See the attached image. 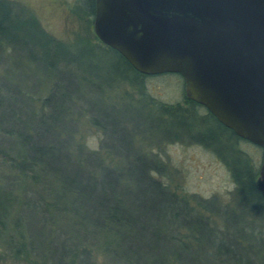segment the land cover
Listing matches in <instances>:
<instances>
[{
	"label": "trees",
	"instance_id": "obj_1",
	"mask_svg": "<svg viewBox=\"0 0 264 264\" xmlns=\"http://www.w3.org/2000/svg\"><path fill=\"white\" fill-rule=\"evenodd\" d=\"M74 8L91 24L94 0ZM94 38L77 46L59 40L28 8L0 0V67L7 79L9 70L21 72L17 82L0 81V239L7 252L37 256L35 264H95L94 253L111 264H264L258 169L238 147L231 161L191 138L192 125L173 133V115L210 117L237 142L241 137L207 109L200 114L204 106L184 91L181 102L153 99L143 88L150 75ZM111 64L123 70L113 83L106 76ZM106 86L118 96L114 102ZM133 117L148 119L151 130L127 132ZM82 122L103 135L99 150L80 139ZM175 139L219 155L234 183L230 204L214 197L191 205L194 197L157 176H166L167 166L149 146Z\"/></svg>",
	"mask_w": 264,
	"mask_h": 264
},
{
	"label": "water",
	"instance_id": "obj_2",
	"mask_svg": "<svg viewBox=\"0 0 264 264\" xmlns=\"http://www.w3.org/2000/svg\"><path fill=\"white\" fill-rule=\"evenodd\" d=\"M96 37L140 73H178L187 98L263 149L264 0H94Z\"/></svg>",
	"mask_w": 264,
	"mask_h": 264
},
{
	"label": "rangeland",
	"instance_id": "obj_3",
	"mask_svg": "<svg viewBox=\"0 0 264 264\" xmlns=\"http://www.w3.org/2000/svg\"><path fill=\"white\" fill-rule=\"evenodd\" d=\"M26 8H28L37 18L40 25L51 35L59 40L76 44L83 40L96 41L94 36L92 22L87 23L86 15H81L74 12V6L80 0H12ZM80 3V2H79ZM91 18L93 16L91 15ZM82 40V41H81ZM72 47H75L72 46ZM79 48L75 49L78 50ZM97 63V61H96ZM109 63L110 60H109ZM109 73L106 74L110 82L113 83L123 73L122 69H115L112 64L107 66ZM7 70L5 66L0 67V81H16L21 72L18 70H9L7 79ZM105 73L104 71H102ZM134 77L132 74H128ZM113 78V80L111 79ZM17 82V81H16ZM110 83V84H111ZM121 88L123 83L118 85ZM184 81L178 73H162L158 75H150L143 80L144 90L157 101L164 103H177L183 99ZM108 88L107 86L105 87ZM130 92L133 90L126 86ZM107 99L114 102V98L118 97L112 94L110 89H107ZM119 90V91H120ZM120 95V94H119ZM114 96V97H113ZM122 104H130L131 100L126 98L121 99ZM133 102V101H132ZM135 103V101H134ZM205 107H199L200 114L205 113ZM133 113L124 112L123 116H130ZM140 120L138 117H133L124 123V129L127 132L141 130V133L149 132L150 121L148 119ZM140 122V124L138 123ZM138 125V126H137ZM192 125L190 137L203 141L208 145H212L220 154L227 157L231 161L237 160L236 147L242 150L251 160L254 167L259 170L263 149L254 145L248 140L240 138L234 139L230 131L218 124L213 118L201 120L193 114L173 115V133L179 132ZM185 130V129H184ZM80 139L89 147L99 150L103 135L96 127H91L82 122L79 128ZM236 141V142H235ZM149 150L155 153L160 160L167 166V175L159 176L165 184L170 186L179 195L194 197L190 201L191 205L197 203L196 198L211 199L217 198L221 205L230 204L234 183L230 171L224 161L211 149L206 146L190 141L189 139L163 141L153 146H149ZM15 217V210L7 219V233L12 234V225ZM5 236L0 239V264H35L37 256L27 257L10 254L6 250ZM95 264H111L103 256L93 254Z\"/></svg>",
	"mask_w": 264,
	"mask_h": 264
}]
</instances>
